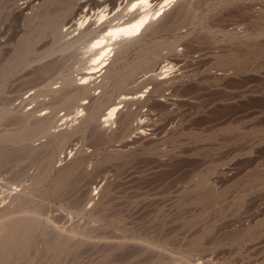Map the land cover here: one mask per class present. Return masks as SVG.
Returning a JSON list of instances; mask_svg holds the SVG:
<instances>
[{"label": "rangeland", "instance_id": "obj_1", "mask_svg": "<svg viewBox=\"0 0 264 264\" xmlns=\"http://www.w3.org/2000/svg\"><path fill=\"white\" fill-rule=\"evenodd\" d=\"M22 1L0 0V70L14 60L26 39L41 29L43 34L1 81L0 132L14 133L18 128L7 109L38 90L46 80L52 86L59 84L67 72L77 80L84 75L98 80L108 68L120 70L151 59L149 66L136 70L115 96L120 90H148L150 74L165 61L172 65L165 71L166 76L183 75L182 81L170 83L163 90L170 94L164 106L157 100L162 95L148 94L146 104H133L131 117L117 123V134L125 124L130 126L122 138L126 146H119L118 139L102 146L103 151H111L103 167L110 177L118 174L113 193L100 218L86 220L83 239L62 254L60 264H264V0H206L185 26L132 43L124 53L112 57L111 65L100 64L92 73L85 67L77 69L78 61L70 51L31 60L51 47L54 31L66 32L65 27L80 14L96 9L97 5L92 7L96 0H73L65 11L58 9L70 0H31L36 6L33 10V6L17 8ZM120 1L107 0L106 11L117 8ZM125 4L122 1L119 8ZM178 37L173 45L168 44ZM184 46H188L189 56L178 55ZM248 46L254 48L244 52ZM152 50L159 51V55H150ZM233 53L251 67L212 79L215 71L223 72L221 68L231 71L228 57ZM218 56L224 66L216 64ZM47 61H54L50 74H40L37 69ZM256 65H263L259 72L254 69ZM34 71L36 74H32ZM71 103L70 99L60 103L54 109L55 115L65 116L62 113L71 110ZM147 106L155 108L153 126H146L145 133L138 136L139 128L135 127ZM161 106L171 112L158 114ZM48 110L45 107L41 112ZM59 122L61 119L52 128ZM18 142L26 140L5 143L11 149ZM80 143L74 135L57 149L56 166L42 184L34 183L37 171L28 160H13L8 166L21 173L29 205L39 204L42 208V226L67 238V246L80 238L70 234L68 228L70 219H77L78 209L72 202L73 197L74 203L79 198L84 180L57 192L48 185ZM92 144L88 141L85 147L94 152ZM123 158L126 163L121 165ZM203 177L207 186L223 196L204 207L198 201H189L204 186L197 184ZM18 208L15 204L8 210ZM64 209L74 212L63 216ZM41 242L39 236L31 264H56L51 247ZM26 261L24 257L13 263Z\"/></svg>", "mask_w": 264, "mask_h": 264}, {"label": "bare ground", "instance_id": "obj_2", "mask_svg": "<svg viewBox=\"0 0 264 264\" xmlns=\"http://www.w3.org/2000/svg\"><path fill=\"white\" fill-rule=\"evenodd\" d=\"M72 1L63 3L64 5L58 10L69 9ZM106 1L96 0L93 4L95 6H92L96 7L97 5L96 9L90 13L83 12L80 14L72 24L65 27L66 32L54 31L52 45H49L51 47L44 48L31 61H39L54 52L63 54L70 51L74 53V58L78 61L77 69L85 67L88 69V73H92L97 70V66L100 64L102 66L111 65L112 57L124 53L132 43L143 41L159 31L185 26L206 0H125L127 4L122 6L124 8H119L121 2L124 1L121 0L117 3V8H113L110 12L109 10L106 11ZM21 3V5L16 4V7L30 8L33 6L32 10L36 8L31 0H24ZM102 4L104 5L99 8V5ZM44 5L46 6L47 3L45 2ZM42 32L41 29L37 35L26 39L16 57L13 58L14 60H9L0 70V84L2 79L19 64L18 62L24 59V51L42 36ZM178 39L180 37L169 40L168 44L173 45ZM252 48L254 47L248 46L244 48V52L251 51ZM188 49V46H184L183 51L178 55L189 56L190 50ZM150 55L157 56L159 51L152 50ZM219 57L215 61L216 64L224 66L223 59L221 60ZM228 59L233 65L231 71L221 68L223 72L215 71L211 75L212 79H218L223 73L237 74L251 67L236 53L230 55ZM85 62L88 64L81 66ZM150 62L151 59H142L128 64L120 70L113 67L108 68L104 70L98 80H94L88 75L79 76L77 80L67 72L59 84L52 86L50 80H46L38 90H34L33 93L20 99L17 104L6 110L13 117V121L18 123V128L14 133L7 130L0 132V142H2L0 144V264H14L15 260L24 257L27 259L25 264H31L37 252L38 245L35 242L39 236L42 238V246L51 247L54 263L60 264L62 254L67 249L74 248L83 239L86 220L100 218L106 207L109 194L113 193L115 179L118 177L116 173L110 177L108 170L103 167V163L107 161L111 151H103L102 146L115 139L120 140L119 146H126L127 143H123L122 138L130 126L125 124L118 134L116 133V126L117 123H125L131 117L133 114L131 106L143 102L145 98L148 99V94H155L157 97L162 95L163 97L157 98V100L161 101L159 105H163L162 103H165L170 96L169 92L164 94L163 90L170 83L182 81L183 75L166 76L165 71L171 69L172 65L169 61H165L158 70L150 74L151 86L148 90H143L147 93L138 90L131 92L120 90L115 96L117 90L127 86V79L136 70L149 66ZM52 63L54 61L43 62L37 71L40 74L49 73ZM262 66L256 65L254 69L259 72ZM145 72L147 73V71ZM32 74H36V71ZM68 99L72 100L71 110L62 113V115L65 114L63 117L56 116L55 107ZM31 102L34 103L25 108V105ZM144 104H146L145 101ZM45 107H48L49 110L41 112ZM166 108L161 106L156 112L159 111L158 114L170 113V109ZM144 110L141 112L143 118L135 127L139 128L138 136L145 133L146 126H153L154 119L152 116L155 108L147 106ZM71 112L72 114L69 115ZM58 119H61V122L52 128ZM112 123H114L113 126ZM74 135L81 139V143L70 153L69 158L63 161L64 165L51 178L48 185L49 189L57 192L69 184L84 180L83 188H80L79 191L81 193L79 198L74 203L73 197L72 202L75 204L73 206L78 209V212H75L77 219H70L68 228L70 234L80 236V238L73 242L75 243L73 246H67L65 243L67 238L55 235L54 232H48V229L42 226V208L39 204L29 205L27 190L20 179L21 173L17 168L8 166H11L9 164L13 160H28L37 171L34 175V183L42 184L50 177L56 166L57 149ZM262 135L264 136V134ZM11 139L17 141L24 139L26 142H18L17 146L8 149L5 142ZM88 141H93L94 152L91 149H86L85 146ZM121 162V165H124L126 159L123 158ZM262 177L264 178V176ZM197 184L204 186L197 190L189 201H198L204 207L206 204L209 205L213 201L217 202V200L222 199V195L219 193L221 191L207 186L204 177ZM25 194L27 195L25 196ZM15 204H18L19 208L15 211H9L8 208ZM64 210L63 216H68L70 212H74L70 209ZM193 217L190 220H193Z\"/></svg>", "mask_w": 264, "mask_h": 264}]
</instances>
